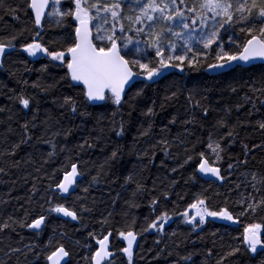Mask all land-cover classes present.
<instances>
[{"label": "trees", "instance_id": "trees-1", "mask_svg": "<svg viewBox=\"0 0 264 264\" xmlns=\"http://www.w3.org/2000/svg\"><path fill=\"white\" fill-rule=\"evenodd\" d=\"M5 3L7 7H0V40L21 32L23 36L16 42V53L5 59L0 71V168L5 170L0 173V221L11 216L30 222L44 214L47 223L39 234L18 225L15 232L0 233V264H45L42 255L37 259L32 253L26 257L16 253L9 258L5 253H10V248L27 252L26 246L39 252L49 238L70 250L68 264H90L87 257L97 245L89 233L99 238L101 232L109 231L115 253L113 264H128L127 256L119 251L126 247L119 231L135 220V230L140 232L162 211H167L171 219L163 232L151 230L138 235L133 264H264V257H253L240 243L243 223L249 218L241 217L242 223L236 225L208 220L203 228L195 230L180 215L200 193L209 197L213 207L227 205L234 209L236 216L244 198H264V185L257 184L259 191L251 187L253 173L264 176V129L258 124L264 122V92L257 91L264 89V65L237 67L216 76L206 73V65L196 70L185 67L183 73L171 69L156 82L135 84L120 106L111 101L92 106L79 87H71L63 79L64 69L53 67L43 55L30 57L19 50L20 44L34 34L32 14L25 11V0ZM7 8L15 11L9 13ZM59 32L45 23L44 40L59 41ZM229 35L232 33H223L226 47ZM234 38L242 42L243 34L237 30ZM44 65H48L46 70ZM190 90L192 101L188 99ZM173 92L176 96L166 99ZM20 95L32 98L30 109H23L16 100ZM66 96L76 100L75 113L64 105ZM148 108L154 115L147 114ZM204 108L208 110L206 116ZM221 119L228 127L218 126ZM25 123L27 131L22 127ZM121 124L124 131L117 135ZM149 126V134L141 135ZM230 128L234 138L222 141L223 159L216 164L226 181L224 185L204 181L195 160L185 163L189 154L185 149L191 150L195 144L197 151L206 150L209 133L219 139ZM29 136L30 140L20 144ZM165 140L167 145L162 143ZM14 144L20 147L10 154ZM244 145L250 149L247 157ZM113 150L118 151V159L106 163ZM50 152H54L51 158ZM190 154L195 156V152ZM67 157L81 162L83 179L77 191L63 200L52 190L56 183L53 173L61 175L57 169ZM245 159L246 165L238 163ZM229 163L234 167L229 169ZM98 173L99 181L92 182ZM129 176L132 180L126 182ZM138 183L143 185L142 191H136ZM163 193H167V199ZM153 198H159L155 212ZM48 200L75 208L80 216L78 223L62 221L57 213L47 212ZM82 207L90 211L80 212ZM106 217L108 223L102 227ZM233 247H240L241 252L229 256Z\"/></svg>", "mask_w": 264, "mask_h": 264}, {"label": "snow or ice", "instance_id": "snow-or-ice-1", "mask_svg": "<svg viewBox=\"0 0 264 264\" xmlns=\"http://www.w3.org/2000/svg\"><path fill=\"white\" fill-rule=\"evenodd\" d=\"M25 4V11L30 10L32 14L34 34L30 40L20 44L19 50L30 57L43 55L53 67L64 69L63 79H66L71 87H79L89 103L111 101L120 106L127 96V90L134 87L136 81L142 79L156 82L158 78L164 77L169 69L183 73L185 67L196 70L206 65L210 71H223L233 69V65L241 67L254 64L257 60L264 63V0H25ZM0 7H7L5 0H0ZM7 11L11 13L15 10L7 8ZM45 23L60 29L59 41L44 40ZM237 30L243 34L242 42L239 43L238 38H234ZM229 32L232 35H229L226 47L223 33ZM21 36L23 32L19 36L11 35L7 40H0V67L7 57L16 53V42ZM49 43L58 46L50 47ZM47 67L48 65H44L43 70ZM257 91L264 92V89ZM139 94L137 92V95ZM175 96L176 93L173 92L171 97L166 99ZM188 99H194L191 90ZM16 100L23 109H30L31 97L20 95ZM195 103L197 107L200 106L198 100ZM64 105L69 106L73 113L77 111V102L71 96L64 97ZM203 111L206 116L208 110L204 108ZM147 114L154 115L153 109L148 108ZM217 124L222 128L228 127L224 119L217 121ZM258 124L264 129V122ZM22 127L27 131L28 124L25 123ZM150 128L151 126L144 129L141 135H148ZM123 131L121 124L120 131L116 134L121 135ZM226 137L234 138L232 128L226 136L219 139H213L209 133L206 150L197 151L195 144L191 150L185 149V152L189 153L185 163L195 160L198 172L223 181L224 176L216 164L223 159L221 153L225 151V147L222 141ZM30 139V136L22 139L20 144ZM162 143L167 145L168 141ZM20 144H14L10 154H15V149L19 148ZM80 147L83 148L84 145ZM243 147L247 157L250 149L247 145ZM191 152H195V156L190 154ZM48 155L51 158L54 152ZM116 159L118 151L113 150L106 163ZM247 162L245 159L238 163L246 165ZM80 163L79 160L67 157L66 162L57 169L61 175L56 177L53 173L56 183L52 190L60 193L61 198L70 194V189L74 186H78V180L83 175ZM233 167V164H228L229 169ZM4 171V168H0V173ZM131 180L132 177L129 176L126 182ZM98 181L99 173L92 177V182ZM252 181L254 183L251 187L259 191L257 184L264 185V176L257 177L253 173ZM49 188L51 189L52 185H49ZM35 189L36 185L33 184V190ZM142 190L143 185L138 183L136 191ZM163 195L167 199V193ZM46 203L49 205V213L62 214L73 221L80 218L75 208H70L64 203H54L52 200ZM158 203L159 198H153V212ZM87 211L90 209H80V212ZM28 215V212H25V217ZM180 215L193 229L204 225L207 218L242 223L240 218L247 217L249 222L243 223L240 243L253 257H264V198H244L240 201L239 216H236L234 209L227 205L213 207L209 197L200 193L194 195L192 202ZM256 216L261 218L251 219ZM170 219L168 212L162 211L140 232L135 230V220L119 231V236L126 241V247L120 248L119 251L127 256L128 264H133L134 245L137 244L138 235L151 230L163 232ZM107 223L106 217L101 222L102 227ZM16 225L20 228L27 227L39 234L46 227V216L40 214L30 222L9 216L0 221V233L8 230L15 232ZM89 235L97 245L87 257L90 264H113L115 253L111 250L112 232H101L99 238L95 233ZM26 247L27 252H22L20 248H10V253L6 252L5 255L10 258V254L22 253L26 257L28 253H32L37 259L42 255L45 264H68V258L71 256L70 250L63 243H54L52 238H49L48 243L39 252H34L33 246ZM240 252V247H233L228 255L234 256ZM211 254L209 251V255ZM184 259L189 260L190 257Z\"/></svg>", "mask_w": 264, "mask_h": 264}, {"label": "water", "instance_id": "water-1", "mask_svg": "<svg viewBox=\"0 0 264 264\" xmlns=\"http://www.w3.org/2000/svg\"><path fill=\"white\" fill-rule=\"evenodd\" d=\"M4 61H5V60H4ZM257 65H264V63H262L261 61L257 60V61H255L254 64L243 65V66H241V67H243V68H249V67L257 66ZM3 68H4V63H3V66L0 67V71H2ZM235 68H237V67H236L235 65H233V69H235ZM172 70H174V69H172ZM231 70H232V69H225V70H223V71H210V70H208V69L206 68V73L209 74V75H212V76H216V75H219V74H221V73L229 72V71H231ZM139 82H144V81L141 79V80L136 81L135 84H137V83H139ZM145 82H149V81H145ZM129 90H130V89H129ZM129 90H127V93H128ZM125 98H126V97H125ZM104 103H105V102L100 101V102H94V103H90V104H91L92 106H100V105H102V104H104ZM217 167H218V166H217ZM220 169H221V168H220ZM221 174L223 175V173H222V169H221ZM198 175H199L204 181H207V182H210V181H211V182H215V183H218L219 185H224V183H225V181H226L225 178H224L223 181H220V180H218V179H217L216 177H214V176L204 175V174H202V173H200V172H198ZM82 179H83V175L79 178V180H78V184L80 183V181H81ZM77 187H78V186H74L73 189H70V194L64 196L62 199H63V200H67V199H69L70 196H71L72 194H74V193L77 191ZM55 193H57V194L59 195V197L61 198V194H60V193H58V192H55ZM57 216H58V218H59L60 220H62V221L69 222V223H72V224H77V223H78V220L73 221V220H71L70 217H64V216H62V214H57ZM46 223H47V217H46ZM43 230H44V229H43ZM30 231L36 233L34 230H31V229H30ZM40 232H42V231H40ZM40 232H39V233H40ZM110 241H111V250L113 251V248H112V237H110ZM70 258H71V257H70ZM70 258H68V263H69V261H70ZM113 258H114V257H113ZM113 258H112V259H113Z\"/></svg>", "mask_w": 264, "mask_h": 264}, {"label": "rangeland", "instance_id": "rangeland-1", "mask_svg": "<svg viewBox=\"0 0 264 264\" xmlns=\"http://www.w3.org/2000/svg\"><path fill=\"white\" fill-rule=\"evenodd\" d=\"M197 47H200V46L197 45ZM37 56H41V55H37ZM169 70H171V69H169ZM182 219H183V217H182ZM208 220H213V221L225 223V224H228V225H236V223H233L231 221H223V220H220V219H213V218H207L206 223H207ZM183 221H184V219H183ZM184 223H186V222L184 221ZM206 223L204 225H202V226H199V227L195 228V230H199V229L203 228L206 225ZM186 224H188V223H186ZM188 225H190V224H188ZM190 226L193 227L192 225H190Z\"/></svg>", "mask_w": 264, "mask_h": 264}]
</instances>
